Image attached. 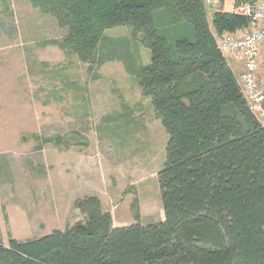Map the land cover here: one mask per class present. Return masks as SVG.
Returning a JSON list of instances; mask_svg holds the SVG:
<instances>
[{
	"label": "trees",
	"instance_id": "16d2710c",
	"mask_svg": "<svg viewBox=\"0 0 264 264\" xmlns=\"http://www.w3.org/2000/svg\"><path fill=\"white\" fill-rule=\"evenodd\" d=\"M29 1L66 29L61 47L90 66L114 28L151 51L140 88L168 135L158 173L165 219L145 225L138 215L114 227L87 199L70 229L0 242V264H264V128L217 41L248 30L249 19L220 7L210 21L205 0ZM187 27L193 39L181 36ZM118 46L129 61L128 43Z\"/></svg>",
	"mask_w": 264,
	"mask_h": 264
},
{
	"label": "rangeland",
	"instance_id": "374dc122",
	"mask_svg": "<svg viewBox=\"0 0 264 264\" xmlns=\"http://www.w3.org/2000/svg\"><path fill=\"white\" fill-rule=\"evenodd\" d=\"M182 33L193 39L190 28ZM65 35L53 15L29 0H0V242L6 245L13 235L25 241L74 227L84 220L77 204L87 199L98 200L114 227L132 225L138 215L145 225L165 219L158 173L168 135L140 88L151 51L128 28H114L104 34L100 62L90 66L61 47ZM120 42L129 45V61L118 58Z\"/></svg>",
	"mask_w": 264,
	"mask_h": 264
},
{
	"label": "built area",
	"instance_id": "2783aa9c",
	"mask_svg": "<svg viewBox=\"0 0 264 264\" xmlns=\"http://www.w3.org/2000/svg\"><path fill=\"white\" fill-rule=\"evenodd\" d=\"M233 13L248 18V32L240 36L225 34L220 37L219 48L223 55L243 58L241 90L248 106L264 128V85L259 82V49L264 43V0H252L234 7Z\"/></svg>",
	"mask_w": 264,
	"mask_h": 264
},
{
	"label": "crops",
	"instance_id": "0c3cea01",
	"mask_svg": "<svg viewBox=\"0 0 264 264\" xmlns=\"http://www.w3.org/2000/svg\"><path fill=\"white\" fill-rule=\"evenodd\" d=\"M205 3L207 5L206 7H209V9L211 10V12H210L211 15L210 16L208 15L210 21L212 20V13L214 10L222 7L224 11L233 12L234 7L236 6L235 0H224V2H220V0H205ZM219 40H220V37L217 38L218 44H219ZM261 51H264V45L261 46ZM224 57L227 59V61L230 65V67L232 68L234 74L236 75V73H237L239 75V78H240L244 72L243 58L239 57V58L234 59L232 57H227L225 55H224ZM259 82H260L261 86L264 85V71H262V70H261V73H259ZM54 230H55V228H53L51 231L53 232ZM56 230H61V229H56ZM46 235H48V232L44 233V234L37 235L34 237V239L35 238H41V237H44ZM12 238L17 239V237L15 238L14 235L12 236ZM18 240H19V238H18ZM27 240H29V239H27Z\"/></svg>",
	"mask_w": 264,
	"mask_h": 264
}]
</instances>
